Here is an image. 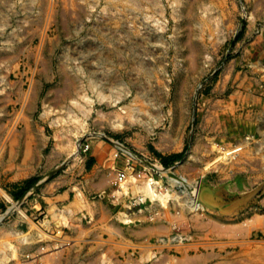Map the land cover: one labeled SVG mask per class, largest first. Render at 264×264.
Returning <instances> with one entry per match:
<instances>
[{"label":"rangeland","instance_id":"obj_1","mask_svg":"<svg viewBox=\"0 0 264 264\" xmlns=\"http://www.w3.org/2000/svg\"><path fill=\"white\" fill-rule=\"evenodd\" d=\"M0 264H264V0H0Z\"/></svg>","mask_w":264,"mask_h":264},{"label":"crops","instance_id":"obj_2","mask_svg":"<svg viewBox=\"0 0 264 264\" xmlns=\"http://www.w3.org/2000/svg\"><path fill=\"white\" fill-rule=\"evenodd\" d=\"M114 153V147L109 142H106L104 140L102 143L95 140L89 142V148L88 152L86 153V158L92 162L89 165L88 160H86L84 166L85 168H87V166L89 165V169H85L86 173L83 176V190L87 195H92L99 191L108 192L109 190H111L112 179L109 178L110 166L114 165L115 167L120 168L124 164V158L120 155L121 153L118 152V156L113 157ZM237 185L238 184L236 183L235 186L238 187ZM201 194L202 203L206 207L218 211L220 214H230V209L226 210V208H231L232 203L236 202L234 200L226 201V197L220 194V188L210 184L202 185ZM198 199L200 201V196ZM94 202L100 203L97 200H95ZM49 221L50 220H46L45 223L48 224L50 223ZM51 227L53 229V226Z\"/></svg>","mask_w":264,"mask_h":264},{"label":"bare ground","instance_id":"obj_3","mask_svg":"<svg viewBox=\"0 0 264 264\" xmlns=\"http://www.w3.org/2000/svg\"><path fill=\"white\" fill-rule=\"evenodd\" d=\"M115 143H117V142H115ZM78 145V144H77ZM76 147H78V146H76ZM78 154V148H76V150L72 153V156H76ZM73 158V157H72ZM155 168L157 169V170H160V171H164L166 168L162 165V164H157V165H155ZM143 178V177H142ZM145 180V179H144ZM157 184V183H156ZM145 187V188H144ZM142 189H144L143 191H144V193H151V195H154V196H157L158 197V193L156 192V190H155V188H154V186H153V182H152V178H147L145 181H144V185L142 186ZM8 196V195H7ZM142 196H144V195H142ZM141 196V197H142ZM140 199V198H139ZM160 199V198H159ZM161 200V199H160ZM193 205H197V203H195V201L193 200ZM15 204V206L17 207V202L16 203H14Z\"/></svg>","mask_w":264,"mask_h":264}]
</instances>
